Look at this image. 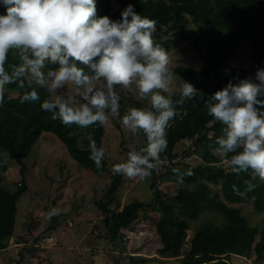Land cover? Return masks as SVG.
Here are the masks:
<instances>
[{
    "label": "clouds",
    "instance_id": "9594fccd",
    "mask_svg": "<svg viewBox=\"0 0 264 264\" xmlns=\"http://www.w3.org/2000/svg\"><path fill=\"white\" fill-rule=\"evenodd\" d=\"M0 102L5 88L27 81L22 101L39 107L66 127L104 126L116 119L145 143L112 166L114 175L144 181L152 175L167 150V129L179 115L177 106L201 101L210 124L222 126L212 155L231 174L247 173L264 183V68L255 79L229 81L207 99L171 67L169 52L156 41L157 22L129 3L120 19L97 15L96 0H0ZM17 63L11 71L6 61ZM44 90L41 99L39 90ZM123 94H134L147 107H129L121 114ZM89 158L102 166L105 148L88 145ZM177 182L194 175L192 168H173ZM255 184L248 182L244 197ZM52 207L51 219L61 213Z\"/></svg>",
    "mask_w": 264,
    "mask_h": 264
},
{
    "label": "trees",
    "instance_id": "16d2710c",
    "mask_svg": "<svg viewBox=\"0 0 264 264\" xmlns=\"http://www.w3.org/2000/svg\"><path fill=\"white\" fill-rule=\"evenodd\" d=\"M114 1L118 7L112 6ZM131 3L134 10L157 22L156 41L167 51L171 46L182 44L185 50L195 56L197 66L179 65L173 67L180 77L192 83L207 99L227 82L237 83L239 79H255V72L264 68V0H96L97 15H107L110 19H120L121 10ZM4 11L0 6V13ZM161 28L170 30V37L161 39ZM247 43L250 48L251 62L248 68H229L228 61ZM17 63L10 55L6 70L11 71ZM27 81H16L5 88L0 102V166L4 169L3 153L19 166V182L15 191H8L2 185L0 176V250L6 247L5 240L12 236L17 211V201L34 185L37 161L33 154L34 144L44 132L51 133L66 145L71 157L83 167L97 174L108 172L106 154L102 166L97 167L89 158L86 144L81 147L77 133L91 134L97 146H101L104 126L66 127L51 114L39 107L40 101H22ZM41 99L44 90H39ZM122 106V100L120 101ZM121 114H123V111ZM179 115L170 121L167 129L168 147L161 154L160 166L166 168L159 177L167 179L176 174L172 171L176 164L168 163L174 159V148L186 138H195V145L202 146L204 164L193 166L194 175L184 176V184L172 194L162 193L155 179L151 183L154 199L150 205L156 206L160 216L156 222L157 231L163 247L162 256L176 258L180 264H232L230 257L255 255L256 262L264 260V222L261 228L251 226L232 204H240L252 199L256 211L264 213V183L253 180L247 173H229L217 163L219 157L212 155L215 139L221 135L222 126L210 124L211 117L205 114L201 101H185L177 106ZM182 171L183 168H180ZM108 195L118 190L122 176L114 175ZM256 185L246 196L241 197L233 190L235 186L244 191L246 184ZM213 186V187H211ZM216 187L220 192L214 191ZM170 195V196H169ZM155 204V205H154ZM144 206L131 201L120 211L105 209L107 237L116 239L119 231L129 227L138 217ZM207 210L219 212L225 219L223 226L207 223L198 228L191 239V247L181 252L189 225L184 216L197 218ZM29 211H31L29 209ZM32 223L24 224V251H33L36 242L29 244V228ZM21 253V259L25 253ZM21 259L14 264H19Z\"/></svg>",
    "mask_w": 264,
    "mask_h": 264
},
{
    "label": "rangeland",
    "instance_id": "374dc122",
    "mask_svg": "<svg viewBox=\"0 0 264 264\" xmlns=\"http://www.w3.org/2000/svg\"><path fill=\"white\" fill-rule=\"evenodd\" d=\"M114 8L118 5L112 1ZM170 30L161 28L159 37H170ZM173 68L177 64L197 66L195 56L185 50L184 43L173 45L168 50ZM251 62L250 48L247 43L238 47L237 54L228 61L229 68L247 69ZM250 78V76H249ZM255 78V76H253ZM121 110L129 107H147V102L134 94L122 95ZM101 146L105 148L108 172L97 174L83 167L69 154L67 147L57 136L44 132L34 144L33 154L37 161L34 185L30 186L17 201L15 226L11 237L5 240L6 247L0 250V264H14L25 256L19 264H180L176 258L162 256L163 247L156 228L160 212L150 205L154 199L151 183L155 179L162 193L172 194L184 182L177 177L164 179L159 177L166 168L157 165L152 175L144 181L122 176L121 184L112 196L108 191L114 174L112 166L126 159L131 150L144 145L145 138L126 132L116 119H110L104 125ZM81 147H88L93 141L91 134L77 133ZM195 138H186L175 145V157L165 162L176 164L177 168L187 169V164H204L202 146L195 145ZM4 169L0 166L3 187L12 192L19 182V166L5 152ZM220 159V158H219ZM226 166L221 162L217 163ZM227 170V169H226ZM228 171V170H227ZM257 182L258 179H257ZM260 183V182H259ZM213 187V186H211ZM220 192V188H214ZM170 196V195H169ZM138 201L144 206L139 210L137 219L119 231L116 239L107 237L105 209L120 211L125 204ZM155 205V204H154ZM251 226L261 228L264 213L254 209L252 199L240 204H232ZM52 207L60 208L59 215L49 219L46 215ZM29 209L31 211H29ZM189 225L181 252L191 247V239L198 228L207 223L223 226L224 217L215 210H207L197 218L184 216ZM32 223L29 228L28 243L36 242L30 253L22 249L25 238L24 224ZM23 253V254H24ZM232 264H264L255 261V255L231 256Z\"/></svg>",
    "mask_w": 264,
    "mask_h": 264
}]
</instances>
